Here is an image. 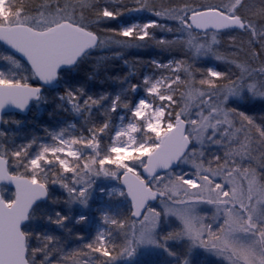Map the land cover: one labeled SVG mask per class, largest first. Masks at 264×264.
I'll return each mask as SVG.
<instances>
[{
    "label": "snow or ice",
    "instance_id": "snow-or-ice-1",
    "mask_svg": "<svg viewBox=\"0 0 264 264\" xmlns=\"http://www.w3.org/2000/svg\"><path fill=\"white\" fill-rule=\"evenodd\" d=\"M0 46V264H264V0H0ZM42 103L79 135L15 144Z\"/></svg>",
    "mask_w": 264,
    "mask_h": 264
},
{
    "label": "trees",
    "instance_id": "trees-1",
    "mask_svg": "<svg viewBox=\"0 0 264 264\" xmlns=\"http://www.w3.org/2000/svg\"><path fill=\"white\" fill-rule=\"evenodd\" d=\"M112 26H116L115 23H113ZM1 50L4 51L3 46H0ZM127 58L130 60L134 59H139L142 61H148L154 58L157 59H166L165 56L161 55L156 49L154 48H147L143 50H131L127 52ZM207 64H211L212 62H206ZM204 66V65H202ZM0 67H2L0 65ZM128 71L127 68H125L120 61H115L114 66L110 69V73L113 76L119 75L123 76L126 72ZM141 74L148 73L150 72V69L147 67H141L140 69ZM119 88V85L113 81H106L105 83L101 84L97 81H91L87 84L86 90L90 93H96L99 94L101 92H107V93H112L115 94ZM55 94V90L50 91L49 93H46V95L49 96V98ZM141 94V91L136 94V98L139 97ZM53 105L51 104H41L39 108H36L33 106L32 111L25 116H17V115H12L16 119H22L25 123L21 128H16L15 126H11L8 128V131L10 133H17L14 137L15 144H21V143H26L27 140L31 139L33 135L40 137L41 141L43 142L44 140L48 139L46 136L45 132L43 131L44 127H48L50 130L53 128H57L58 126L62 125V121L64 122H77L76 120L78 118H75L73 116L68 115L67 113H64L62 111L56 112L54 115L51 117L49 116V112L53 111ZM120 113H117L118 115ZM251 114L257 116L259 118L261 115H264V111L260 109L259 106H257L256 110L252 112ZM5 118H8V116H5ZM97 119H101V117L97 116ZM116 119L113 120L115 122ZM4 126H1L3 128ZM87 154V153H86ZM104 181H99L98 183L104 184ZM94 206L97 204L96 201L93 202ZM74 213L79 212L80 208L79 206H74L73 209ZM95 219H93V225L95 226ZM37 227H42L41 224L38 223ZM95 231V227H93V232ZM60 235V233H57ZM78 241L75 240H69L67 244L68 249H73L77 248L79 246ZM196 264V263H195Z\"/></svg>",
    "mask_w": 264,
    "mask_h": 264
},
{
    "label": "rangeland",
    "instance_id": "rangeland-1",
    "mask_svg": "<svg viewBox=\"0 0 264 264\" xmlns=\"http://www.w3.org/2000/svg\"><path fill=\"white\" fill-rule=\"evenodd\" d=\"M4 53V51L3 50H1V48H0V54H3ZM209 62H212V63H215V62H213V61H209ZM211 63V64H212ZM210 64V63H209ZM1 66H3V65H1ZM142 95H144V93L141 91V94L139 95V96H142ZM118 115H120V114H118ZM117 115V116H118ZM77 122H74L76 125H77V129L76 130H74L75 131V134L76 135H79V129H80V120L79 119H77L76 120ZM119 121L116 119L115 120V122H113V123H118ZM70 123H73V122H64V121H62V125H60V126H58L57 128H59V127H61V126H67V124H70ZM70 131H73V130H70ZM47 140H49V138L48 139H46V140H44V141H47ZM104 183V185H106V186H111V184L109 183V182H107V181H104L103 182ZM98 203V202H97ZM141 259H144V260H150V259H153V257H141ZM193 260H194V262L196 263V264H200V261H204L205 262V264H216V261H215V258L214 257H211V256H205L204 254H202V253H199V252H197L195 255H194V257H193Z\"/></svg>",
    "mask_w": 264,
    "mask_h": 264
},
{
    "label": "water",
    "instance_id": "water-1",
    "mask_svg": "<svg viewBox=\"0 0 264 264\" xmlns=\"http://www.w3.org/2000/svg\"><path fill=\"white\" fill-rule=\"evenodd\" d=\"M30 112V111H29ZM29 112L28 113H26V114H17V113H15V112H13V113H11L12 115H20V116H27L28 114H29ZM5 115H9V114H5ZM1 127V126H0Z\"/></svg>",
    "mask_w": 264,
    "mask_h": 264
}]
</instances>
